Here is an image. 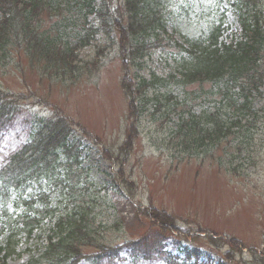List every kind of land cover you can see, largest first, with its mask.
Here are the masks:
<instances>
[{"label": "rangeland", "instance_id": "374dc122", "mask_svg": "<svg viewBox=\"0 0 264 264\" xmlns=\"http://www.w3.org/2000/svg\"><path fill=\"white\" fill-rule=\"evenodd\" d=\"M226 6L224 2L220 4L226 12L223 28L227 29L225 34H230L235 20ZM187 10L189 13L184 16ZM217 10L213 0H182L177 10L181 16L176 22L180 32L175 40L181 43V35L194 38L201 27L195 17L204 21L213 19L219 14ZM67 16L64 12L42 14L41 29L51 32L56 25L63 29L66 21H61ZM167 28L171 30L169 24ZM100 40L98 35L97 41ZM103 50L108 57L96 70L92 64H81L82 73L77 71L64 77L55 76L53 66L43 71V61L39 64L31 57L12 53L8 65L0 67V165L30 141L40 122L70 129L81 145L79 168L71 169L72 176L82 180L81 188L69 191L60 185L61 191L50 189L51 207L62 213L78 209L84 200L85 208L95 218L94 236L99 242L94 244L115 247L127 242L141 243L143 239L147 242L162 239L164 252L187 261L181 264L194 260L186 259L181 249L196 246L205 249L198 263L207 264L210 258L216 264V255L229 253V244L236 242L241 257L234 251L228 254L230 264H254L249 250L257 253L263 250L264 111H260L255 123L250 118L248 130L243 126L229 131L218 144L199 147L192 154L175 147L173 142L177 138H170L176 118L167 113L166 107L173 99L157 96L161 108L146 111L137 121L136 133L132 126L127 128L131 122L126 120L123 71L113 59L114 53L107 47ZM152 58L146 65L157 68L156 73L165 75L170 70L162 53L155 52ZM195 89L196 85L187 90ZM152 102L149 100V107ZM127 135L130 145L123 149ZM37 186L31 189L35 193ZM21 210L22 204L0 203V223L12 221L13 215ZM146 211L168 215L177 224L178 232L150 227L149 220L140 217ZM46 226L44 220L30 238L23 234L16 237V245L3 263L0 254V264H23L30 255L37 254L45 243L42 232ZM4 237H0V245ZM95 252L94 247L82 250L88 255ZM129 253L133 252L125 246L110 260L89 258L79 264H158L155 254L151 260L135 261Z\"/></svg>", "mask_w": 264, "mask_h": 264}, {"label": "trees", "instance_id": "16d2710c", "mask_svg": "<svg viewBox=\"0 0 264 264\" xmlns=\"http://www.w3.org/2000/svg\"><path fill=\"white\" fill-rule=\"evenodd\" d=\"M245 1L251 2H233L238 29L232 33L233 37L220 42L219 27L206 28L204 35L196 39L200 42L187 41L189 46L185 49L169 37L168 18L160 9V0H0V67H6L15 52L39 64L43 61V71L53 66L57 77L72 76L77 71L82 73L81 64H92L96 70L108 57L103 50L107 47L123 68L122 86L128 99L126 119L132 120L133 129L137 132V121L146 111L161 108L155 100L157 95L164 98L168 95L171 99V94L178 91L176 95L182 97L166 107V111L177 117L176 129L170 138H177L173 142L175 147L182 149L183 146L195 154L198 147L213 145L215 139L218 141L231 125L247 128L249 116L255 123L260 111H264V18L261 20L258 9L246 8ZM61 12L68 15L62 18L61 22L66 21L63 29L57 25L51 32L41 29L40 15ZM98 35L101 36L99 42ZM166 38L165 46L172 49L168 53L176 52L178 56V60L174 59L178 67L173 70L174 74H169L165 80L155 76L147 79L138 72L132 74L133 69L144 64L145 57L151 58L153 52L163 46ZM136 78H139L137 86ZM194 85L197 89L186 91L187 86ZM146 96H150L149 100L154 98L150 107ZM196 106L200 110L197 115L194 114ZM241 122L245 123L240 127ZM124 141L123 149L129 147L130 136ZM79 156L80 144L72 140L71 130L49 123H42L31 135L30 144L10 156L0 171V194L21 198L32 185L45 183L43 192L35 195L34 200L24 202L28 210L15 219L12 236L18 231L29 236L39 227L46 214L42 215L38 208L43 204V211L47 210L45 190L64 186L80 190L82 180L74 178L71 170L72 166L79 168ZM81 204L83 210L54 221L48 230L44 251L25 264H75L81 258L101 260L115 252L116 247L94 244L99 242L94 236L95 218L91 210L85 208L84 200ZM29 211L33 217L27 215ZM140 217L149 220L150 227L178 231L173 220L164 213L146 211ZM18 225L21 229H17ZM2 233L1 227L0 235ZM143 240L130 243L142 257L158 244V241ZM235 245L236 242H231L229 253L218 255L216 264H230L228 254L233 251L241 257V249ZM88 247H94L96 252L86 256L88 254H83L82 250ZM249 254L255 259L254 264H264V248L259 253L249 250Z\"/></svg>", "mask_w": 264, "mask_h": 264}]
</instances>
